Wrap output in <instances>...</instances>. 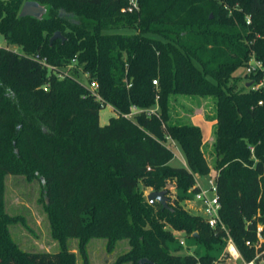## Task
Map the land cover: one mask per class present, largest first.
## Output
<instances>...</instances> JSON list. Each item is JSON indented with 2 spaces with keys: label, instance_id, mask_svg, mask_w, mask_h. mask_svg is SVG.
I'll list each match as a JSON object with an SVG mask.
<instances>
[{
  "label": "trees",
  "instance_id": "trees-1",
  "mask_svg": "<svg viewBox=\"0 0 264 264\" xmlns=\"http://www.w3.org/2000/svg\"><path fill=\"white\" fill-rule=\"evenodd\" d=\"M25 1L43 5L46 15L19 17ZM136 2L128 11V0H0V34L21 49L0 46V264H75L70 239L82 264H89L92 239L105 240L108 252L127 241L115 264H213L226 246L224 232L190 215L168 190L163 209L139 189L159 192L172 181L192 195L195 175L211 170L201 128L172 118L171 97L181 94L213 100L220 217L240 256L253 258L246 242L264 227V87L253 88L264 79V0ZM56 31L63 39L50 43ZM252 55L263 70L245 74L252 85L237 89L229 81ZM71 63L72 74L59 78ZM79 71L97 83L103 103ZM106 104L116 116L101 125ZM132 106L157 109L123 117ZM168 137L185 164H170ZM8 174L39 180L58 252L23 251L12 239L8 227L19 217L4 210ZM174 232L204 252L172 254Z\"/></svg>",
  "mask_w": 264,
  "mask_h": 264
},
{
  "label": "rangeland",
  "instance_id": "rangeland-1",
  "mask_svg": "<svg viewBox=\"0 0 264 264\" xmlns=\"http://www.w3.org/2000/svg\"><path fill=\"white\" fill-rule=\"evenodd\" d=\"M46 15V11L40 14L41 17ZM0 46L8 47L18 53L21 49L17 45L9 44L4 37L0 34ZM74 64L71 63L65 67L60 68V73H57L59 78L65 75L72 74ZM234 78L229 81L230 84H236V88L251 86L253 81L248 79L245 74V68L240 67L234 73ZM79 80L87 83V75L79 71ZM261 82H263L261 84ZM248 84V86H247ZM256 88L264 87V79L255 84ZM171 110L173 120L179 123H192L191 117L196 111L204 114L206 118L213 114V100L209 97L189 96V95H174L171 97ZM116 116L115 110L108 104L103 106L99 111V123L105 125L108 123L109 118ZM134 119V118H133ZM209 119V118H208ZM215 125L211 129V145L203 147L204 156L209 163L211 170L204 174H196V182L202 187H207L209 178L215 175L213 169L214 154L212 152L213 132ZM165 144L173 153L174 158L171 164L180 166L184 163V156L180 148L172 139H166ZM16 150V149H15ZM168 197L171 200H177L181 207L190 215H198V206L192 200V195L182 194L176 187L174 182L169 181L168 184ZM139 189L143 191L146 197L147 191L139 185ZM41 185L37 178L28 180L24 175H11L5 177V191L4 203L5 212L10 217H19V221L10 225L9 231L14 242L20 247L21 250L31 253H56L59 251L58 244L52 238L49 222L44 212L43 203L41 201ZM183 199L181 200L180 198ZM169 227L166 226V229ZM176 238L175 243L169 244L170 251L174 255L184 256L187 254L200 255L204 252L200 244L191 237H187L182 232H174ZM180 241L185 244L181 245ZM77 241L70 239L68 242L69 250L75 253L76 263L82 264L80 257L76 250ZM225 249V248H224ZM129 250L127 241L117 242L113 251L106 250V241L102 239H92L87 245V253L89 257V264H115L117 258ZM223 253V251H222ZM217 255V259L222 255ZM130 264V263H125Z\"/></svg>",
  "mask_w": 264,
  "mask_h": 264
},
{
  "label": "built area",
  "instance_id": "built-area-1",
  "mask_svg": "<svg viewBox=\"0 0 264 264\" xmlns=\"http://www.w3.org/2000/svg\"><path fill=\"white\" fill-rule=\"evenodd\" d=\"M128 3V11H132L138 8L136 0H128ZM246 22H250L249 16H246ZM35 58L39 60L41 65L50 68L44 58H40L37 55ZM257 70H263L262 63L259 60L255 59V57L252 55V57L248 61V64L245 66V72L247 74H251L256 72ZM152 83L156 84L157 82L156 80H152ZM262 83L263 82H261V84ZM85 85L88 87L91 94L94 95L96 100H99L103 103L101 96L97 93L96 90L97 83L93 80L87 81ZM129 86L130 84H127V87ZM253 88H256V86L254 85ZM258 103L261 104L262 101H259ZM156 109V107L143 109L136 106H132L128 113L122 115L123 117L133 119L134 116L140 112H145L147 115H149L155 113ZM167 139L170 138L168 137ZM207 184V187L202 188L198 184V182H196L195 185L196 187H198V191L192 194V200L198 206V216L202 217L205 223L211 229L218 228L225 234V249L223 250L222 255L216 261H214L213 264H264V227L261 224H258L255 229V240L252 242H246V246L253 250L254 256L250 261H245L236 250L234 243L229 235V232L221 220V205L217 196L215 175L209 178ZM180 244L184 245L185 243L183 241H180Z\"/></svg>",
  "mask_w": 264,
  "mask_h": 264
},
{
  "label": "water",
  "instance_id": "water-1",
  "mask_svg": "<svg viewBox=\"0 0 264 264\" xmlns=\"http://www.w3.org/2000/svg\"><path fill=\"white\" fill-rule=\"evenodd\" d=\"M46 11L45 7L35 1H25L19 11V17L24 16H33V17H41L40 14L44 13ZM60 13H62V10H60ZM61 38L63 39L61 33L59 31H56L49 39V42L51 43L53 40ZM248 86V84H247ZM16 151V150H15ZM169 186L167 185L165 187V190L155 192L152 191L148 195H146V200L149 204H154L155 202H158L163 209H168L167 206V199L165 197L166 190H168ZM147 261L145 259H142L139 261V264H145Z\"/></svg>",
  "mask_w": 264,
  "mask_h": 264
},
{
  "label": "crops",
  "instance_id": "crops-1",
  "mask_svg": "<svg viewBox=\"0 0 264 264\" xmlns=\"http://www.w3.org/2000/svg\"><path fill=\"white\" fill-rule=\"evenodd\" d=\"M190 121L192 122V124H195L201 128L202 136H203L202 148L205 146H208V144L211 145V140H212L211 129L214 126L216 121L212 120L210 118L209 119L206 118L204 116V114L199 112V111H196L194 113V115H192ZM171 161H170V164H171ZM184 163H186L185 159H184ZM195 180H196V178H195ZM150 192H152L151 189H149V191H147L145 193L148 195Z\"/></svg>",
  "mask_w": 264,
  "mask_h": 264
},
{
  "label": "bare ground",
  "instance_id": "bare-ground-1",
  "mask_svg": "<svg viewBox=\"0 0 264 264\" xmlns=\"http://www.w3.org/2000/svg\"><path fill=\"white\" fill-rule=\"evenodd\" d=\"M231 251H233V250H231Z\"/></svg>",
  "mask_w": 264,
  "mask_h": 264
}]
</instances>
